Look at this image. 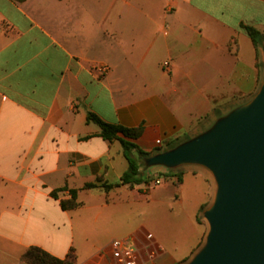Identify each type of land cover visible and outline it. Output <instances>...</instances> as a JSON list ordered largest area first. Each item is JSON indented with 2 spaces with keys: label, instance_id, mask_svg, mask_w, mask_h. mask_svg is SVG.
I'll return each mask as SVG.
<instances>
[{
  "label": "crops",
  "instance_id": "1",
  "mask_svg": "<svg viewBox=\"0 0 264 264\" xmlns=\"http://www.w3.org/2000/svg\"><path fill=\"white\" fill-rule=\"evenodd\" d=\"M244 26L264 38V0H0V264H32L31 248L112 264L115 240L135 245L138 264L189 261L208 229L211 172L184 166L181 183L86 190L128 169L120 143L87 115L143 127L133 142L150 155L208 131L262 82ZM65 186L82 206L61 208L69 190L53 193ZM145 202L152 222L168 202L179 235L133 227L127 218Z\"/></svg>",
  "mask_w": 264,
  "mask_h": 264
},
{
  "label": "water",
  "instance_id": "2",
  "mask_svg": "<svg viewBox=\"0 0 264 264\" xmlns=\"http://www.w3.org/2000/svg\"><path fill=\"white\" fill-rule=\"evenodd\" d=\"M260 50L263 69L264 38ZM145 163L146 172L201 166L213 176L214 197L202 213L207 233L184 264H264V79L250 101L208 131L148 156Z\"/></svg>",
  "mask_w": 264,
  "mask_h": 264
},
{
  "label": "trees",
  "instance_id": "3",
  "mask_svg": "<svg viewBox=\"0 0 264 264\" xmlns=\"http://www.w3.org/2000/svg\"><path fill=\"white\" fill-rule=\"evenodd\" d=\"M244 28L254 42L256 48H258L261 40L263 39L262 33L253 27L244 26ZM87 122L97 124L101 129V136L105 140L109 142L118 141L120 143L123 149L124 157L128 163V169L122 175L118 184L101 182L102 179L100 178L98 179L97 183L85 185L84 189L92 190L101 188L104 191L109 192L120 186L128 185L135 187L142 184L150 185L154 181V175H150L145 171V161L148 156H150V153L143 151L135 142H133L134 140H137L141 137L143 133V127L127 128L122 125L109 124L91 112L87 115ZM182 175L183 173L177 170H168L165 173L158 174V176L163 177L164 179L175 178L178 183L182 182ZM66 190H69L71 198L68 200H61V208L67 211L74 210L82 206V203L78 201L77 189H68V187L65 186L53 193V196L57 198L58 192ZM26 259H28L32 264H74L75 256L73 253H70L65 259H59L49 255L41 249L31 248L26 254Z\"/></svg>",
  "mask_w": 264,
  "mask_h": 264
},
{
  "label": "rangeland",
  "instance_id": "4",
  "mask_svg": "<svg viewBox=\"0 0 264 264\" xmlns=\"http://www.w3.org/2000/svg\"><path fill=\"white\" fill-rule=\"evenodd\" d=\"M258 47H260V45ZM258 59L261 60V62L263 61L262 60L263 52L261 50L258 52ZM261 73H262V81H263L264 68L261 70ZM259 88H260V85L258 86L257 90L254 92L253 96H255ZM244 103H241V104H244ZM157 178H160V176H158ZM154 187H157V186H153V188ZM81 198L83 200H92V197H89L87 195H83ZM165 201H169V200L167 199ZM150 207H154V206L147 204V202L136 206L134 213L131 215V217H128L127 220L131 218L129 219V221L133 225V227L139 226L146 233L151 232L154 235H159V233L163 231L166 237L169 235L178 236L180 227L176 222L180 219L176 216L177 213L175 212L171 213L170 211L168 212L163 211L166 209V207H169V203L167 202L166 205L162 207H160L159 205L156 206L160 209H163L162 211H157L159 213V217L161 218L160 219L161 221L159 220L158 222L156 221V219L154 220V222L151 221L150 219L152 217L151 213L154 211H152L151 210L152 208ZM129 221H126V222H129ZM166 223H169V226H166Z\"/></svg>",
  "mask_w": 264,
  "mask_h": 264
},
{
  "label": "built area",
  "instance_id": "5",
  "mask_svg": "<svg viewBox=\"0 0 264 264\" xmlns=\"http://www.w3.org/2000/svg\"><path fill=\"white\" fill-rule=\"evenodd\" d=\"M165 68H169L170 64L168 62L164 63ZM96 70L101 74L105 75L108 73L109 68L106 65H101L96 68ZM157 145L161 144V141L156 142ZM158 177V176H157ZM155 177L154 181L150 184V186H159L164 182V178ZM149 238L151 236L149 235ZM112 264H138L139 263V253L135 245L123 241V240H115L112 242ZM159 249V248H157ZM152 256L155 253L151 254Z\"/></svg>",
  "mask_w": 264,
  "mask_h": 264
}]
</instances>
